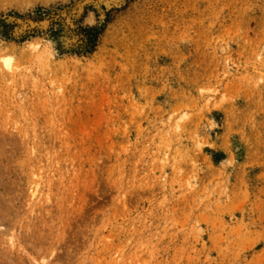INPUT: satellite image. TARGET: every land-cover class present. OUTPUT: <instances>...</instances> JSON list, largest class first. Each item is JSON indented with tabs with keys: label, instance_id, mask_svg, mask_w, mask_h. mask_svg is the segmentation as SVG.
<instances>
[{
	"label": "rangeland",
	"instance_id": "1",
	"mask_svg": "<svg viewBox=\"0 0 264 264\" xmlns=\"http://www.w3.org/2000/svg\"><path fill=\"white\" fill-rule=\"evenodd\" d=\"M112 1L0 0V264H264V0Z\"/></svg>",
	"mask_w": 264,
	"mask_h": 264
},
{
	"label": "bare ground",
	"instance_id": "2",
	"mask_svg": "<svg viewBox=\"0 0 264 264\" xmlns=\"http://www.w3.org/2000/svg\"><path fill=\"white\" fill-rule=\"evenodd\" d=\"M106 1H112V0H106ZM112 2H114V0H113ZM110 3H111V2H110Z\"/></svg>",
	"mask_w": 264,
	"mask_h": 264
}]
</instances>
